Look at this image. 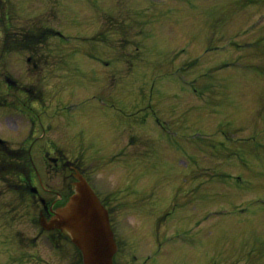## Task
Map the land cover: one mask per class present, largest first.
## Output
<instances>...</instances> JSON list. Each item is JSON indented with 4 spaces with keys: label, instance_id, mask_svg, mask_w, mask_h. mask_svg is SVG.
Here are the masks:
<instances>
[{
    "label": "rangeland",
    "instance_id": "374dc122",
    "mask_svg": "<svg viewBox=\"0 0 264 264\" xmlns=\"http://www.w3.org/2000/svg\"><path fill=\"white\" fill-rule=\"evenodd\" d=\"M262 14L264 0H0V135L13 144L30 134L33 116L14 114L24 87L51 127L33 149L37 195L9 185L18 172L1 173L0 202L19 204L7 212L20 228L39 220L43 197L71 190L64 161L79 154L99 193L134 191L118 200L116 264H152L158 235L147 226L173 200L161 264H264ZM5 42L17 50L2 56ZM22 248L0 216V264H23ZM77 256L68 243L52 259Z\"/></svg>",
    "mask_w": 264,
    "mask_h": 264
},
{
    "label": "water",
    "instance_id": "95a60500",
    "mask_svg": "<svg viewBox=\"0 0 264 264\" xmlns=\"http://www.w3.org/2000/svg\"><path fill=\"white\" fill-rule=\"evenodd\" d=\"M77 192L62 220L84 252L85 264H113L114 242L108 217L87 181L80 177Z\"/></svg>",
    "mask_w": 264,
    "mask_h": 264
}]
</instances>
